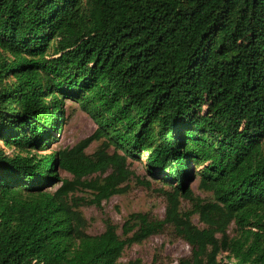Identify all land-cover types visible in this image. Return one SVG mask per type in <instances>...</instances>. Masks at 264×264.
Returning a JSON list of instances; mask_svg holds the SVG:
<instances>
[{
    "label": "trees",
    "instance_id": "1",
    "mask_svg": "<svg viewBox=\"0 0 264 264\" xmlns=\"http://www.w3.org/2000/svg\"><path fill=\"white\" fill-rule=\"evenodd\" d=\"M66 100L97 130L46 155ZM0 144V264H117L168 227L177 264H264V0H0ZM128 159L171 188L165 217L87 235L81 205L149 187Z\"/></svg>",
    "mask_w": 264,
    "mask_h": 264
},
{
    "label": "rangeland",
    "instance_id": "2",
    "mask_svg": "<svg viewBox=\"0 0 264 264\" xmlns=\"http://www.w3.org/2000/svg\"><path fill=\"white\" fill-rule=\"evenodd\" d=\"M64 127L61 132L56 134L55 142H52L44 154L71 150L82 142L89 139L97 130V126L84 110L77 103L66 100L63 105ZM104 139L93 141L84 149V153L90 156L102 148ZM0 147H4L0 144ZM7 154L11 151L5 149ZM109 154L114 152L113 148L107 151ZM121 154V153H119ZM128 168L139 178L140 181L149 182V187L140 185L137 180L132 179L129 183L127 192L123 195H116L109 200L102 202L100 208L90 205H81L80 211L86 222L85 233L91 237L102 234L105 230L104 220L109 219L116 227L117 234L121 239L123 236V225L133 214H146L152 219L162 220L165 217L167 208V196L171 193V188L162 183V177L152 179L148 177L142 164L127 160ZM63 179L69 181L73 178L67 173L60 172ZM94 178V177H93ZM159 178V179H158ZM91 178L88 179V181ZM198 180L190 183L189 187L195 197L209 200L211 196L198 188ZM58 187L51 189L54 191ZM76 198L90 200L91 194L80 188L75 193ZM181 201L180 209L182 212L191 209L188 202ZM194 225L202 227L196 216L192 218ZM234 227L230 228L232 234ZM191 249L177 237L172 228H166L162 233L151 236L141 244H132L123 251L117 264H177L181 258L189 257Z\"/></svg>",
    "mask_w": 264,
    "mask_h": 264
}]
</instances>
